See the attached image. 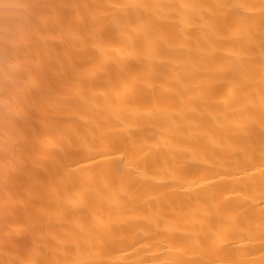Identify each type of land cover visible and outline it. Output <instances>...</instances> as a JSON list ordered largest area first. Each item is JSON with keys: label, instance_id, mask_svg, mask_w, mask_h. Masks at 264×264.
<instances>
[{"label": "bare ground", "instance_id": "6f19581e", "mask_svg": "<svg viewBox=\"0 0 264 264\" xmlns=\"http://www.w3.org/2000/svg\"><path fill=\"white\" fill-rule=\"evenodd\" d=\"M0 264H264V0H0Z\"/></svg>", "mask_w": 264, "mask_h": 264}]
</instances>
